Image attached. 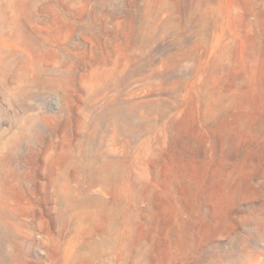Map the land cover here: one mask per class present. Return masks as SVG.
<instances>
[{
  "label": "rangeland",
  "instance_id": "obj_1",
  "mask_svg": "<svg viewBox=\"0 0 264 264\" xmlns=\"http://www.w3.org/2000/svg\"><path fill=\"white\" fill-rule=\"evenodd\" d=\"M0 264H264V0H0Z\"/></svg>",
  "mask_w": 264,
  "mask_h": 264
},
{
  "label": "bare ground",
  "instance_id": "obj_2",
  "mask_svg": "<svg viewBox=\"0 0 264 264\" xmlns=\"http://www.w3.org/2000/svg\"><path fill=\"white\" fill-rule=\"evenodd\" d=\"M78 171V170H77ZM79 173V172H78Z\"/></svg>",
  "mask_w": 264,
  "mask_h": 264
}]
</instances>
